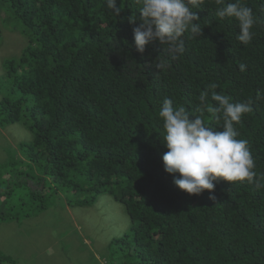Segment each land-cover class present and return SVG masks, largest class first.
<instances>
[{"label":"trees","instance_id":"1","mask_svg":"<svg viewBox=\"0 0 264 264\" xmlns=\"http://www.w3.org/2000/svg\"><path fill=\"white\" fill-rule=\"evenodd\" d=\"M242 3L257 19L250 44L236 39L238 21L220 19V5L206 0L193 9L202 35L186 33L185 53L173 58L158 41L137 52V0H117L119 16L106 0H0V18L26 39L3 63L0 126L31 133L19 145L23 158L0 166V221L15 218L14 205L40 211L63 195L87 208L106 194L131 220L110 245L115 264H264V189L220 179L212 193L190 195L162 163L163 100L222 131V113L217 120L199 101L207 91L215 107L217 92L251 104L234 128L264 175V0ZM162 58L166 71L154 66ZM7 260L0 252V264Z\"/></svg>","mask_w":264,"mask_h":264},{"label":"clouds","instance_id":"2","mask_svg":"<svg viewBox=\"0 0 264 264\" xmlns=\"http://www.w3.org/2000/svg\"><path fill=\"white\" fill-rule=\"evenodd\" d=\"M142 6L138 18H130L138 26L133 28L134 44L137 52L143 54L146 45L158 41L167 45L169 54L176 58L185 53V34L192 38L202 35L200 17L193 9H202L206 0H137ZM220 7L216 16L220 19L234 18L238 21L239 32L236 39L244 46L253 39V27L257 19L253 10L242 0H216ZM112 14L119 16L122 11L117 0H106ZM159 71H166L167 59H159L154 64ZM244 63L239 64L241 72L246 70ZM217 85L211 83L210 89ZM211 99L215 107H208V92H201V106L213 113L217 120L222 113V131H215L205 124L200 115L193 116L184 106H173V100L165 98L159 110L163 122L162 143L167 151L162 156L164 171L173 176V183L190 195H200L205 190L212 193L215 182L222 179L231 182H247L257 190L264 189V175L256 172V162L246 139H237L234 124L252 111L250 103L233 102L228 95L213 92ZM202 111V109H197ZM194 117V119H190ZM215 200L214 195L209 197Z\"/></svg>","mask_w":264,"mask_h":264},{"label":"rangeland","instance_id":"3","mask_svg":"<svg viewBox=\"0 0 264 264\" xmlns=\"http://www.w3.org/2000/svg\"><path fill=\"white\" fill-rule=\"evenodd\" d=\"M25 45L26 39L11 32L1 17V79L4 61L17 57ZM30 140L31 133L21 123L0 126V166L22 159L19 145ZM68 198L50 199L40 211L34 205L21 209L14 205L8 211L15 218L0 221V252L8 258L3 264L116 263L110 245L131 227L124 206L106 194L87 208L68 203Z\"/></svg>","mask_w":264,"mask_h":264}]
</instances>
